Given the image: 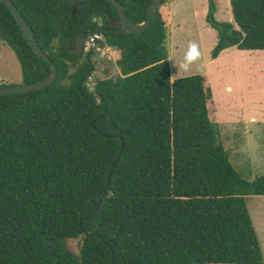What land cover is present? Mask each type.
I'll list each match as a JSON object with an SVG mask.
<instances>
[{
    "label": "trees",
    "instance_id": "1",
    "mask_svg": "<svg viewBox=\"0 0 264 264\" xmlns=\"http://www.w3.org/2000/svg\"><path fill=\"white\" fill-rule=\"evenodd\" d=\"M10 1L57 75L43 90L0 96V264H264L247 208L264 196V175L243 179L217 141L204 78L171 79L167 0L140 34L113 27L106 0ZM117 1L138 24L152 0ZM229 5L232 22H218L209 0L211 59L264 51V0ZM97 36L119 74L89 89L72 51ZM0 41L22 84L50 75L1 1Z\"/></svg>",
    "mask_w": 264,
    "mask_h": 264
},
{
    "label": "rangeland",
    "instance_id": "2",
    "mask_svg": "<svg viewBox=\"0 0 264 264\" xmlns=\"http://www.w3.org/2000/svg\"><path fill=\"white\" fill-rule=\"evenodd\" d=\"M182 5L171 17L166 41L171 79L192 75L204 78L212 95L209 119L216 128L217 141L222 143L240 176L252 182L264 175V51L228 49L219 59L212 60L210 54L218 33L206 20L209 0H184ZM214 6L216 21L232 22L229 0H214ZM96 38L95 70L85 82L89 89L95 79L115 78L119 74L114 51L101 47L100 36ZM190 42L198 45L200 55L185 71L181 65ZM91 44L90 39L84 41V52ZM21 84L20 65L13 52L0 41V86ZM68 245L74 253L79 252V240Z\"/></svg>",
    "mask_w": 264,
    "mask_h": 264
},
{
    "label": "water",
    "instance_id": "3",
    "mask_svg": "<svg viewBox=\"0 0 264 264\" xmlns=\"http://www.w3.org/2000/svg\"><path fill=\"white\" fill-rule=\"evenodd\" d=\"M3 2L6 7L11 12V15L15 19L24 39L27 41L28 45L31 47L33 52L45 63L50 66V75L38 82L30 83V84H21L17 86H3L0 87V96H7V95H17V94H24L34 91L43 90L49 86H51L55 80L57 75V68L51 59L47 56L46 53L42 51L39 47L38 43L36 42L31 30L28 28L24 18L17 10V8L13 5L12 1L10 0H0ZM108 3L112 5V7L116 10L119 20L117 22V26H119L124 32L129 34H140L144 32L150 26L151 19L157 12V10L162 6L164 0H152L146 13L145 20L142 23H133L124 13V9L122 5L117 0H106ZM76 14V10L74 9L72 12V17ZM97 39L94 37L93 44H98ZM82 44L83 40L81 38L77 39L75 44V48L72 51L73 55L79 56L82 51ZM92 71V67L85 73L84 78L88 77ZM121 152V151H120ZM120 154V153H119ZM119 156V155H118ZM113 167V166H112ZM111 167V169H112Z\"/></svg>",
    "mask_w": 264,
    "mask_h": 264
},
{
    "label": "crops",
    "instance_id": "4",
    "mask_svg": "<svg viewBox=\"0 0 264 264\" xmlns=\"http://www.w3.org/2000/svg\"><path fill=\"white\" fill-rule=\"evenodd\" d=\"M183 2L184 0H169L163 5V9L168 15V28L170 25L171 17L173 18L177 10L184 7V5H182ZM173 29H175L174 26H173ZM228 49H231V51L237 50L235 47L228 48ZM228 49L223 50L220 54H225V51ZM216 59H219V56ZM251 202L253 204L252 208H250ZM247 208H248V212H249L254 230L258 238L259 246H260L263 260H264V196L247 197Z\"/></svg>",
    "mask_w": 264,
    "mask_h": 264
},
{
    "label": "clouds",
    "instance_id": "5",
    "mask_svg": "<svg viewBox=\"0 0 264 264\" xmlns=\"http://www.w3.org/2000/svg\"><path fill=\"white\" fill-rule=\"evenodd\" d=\"M199 51H198V45L195 42H190L188 46V51L185 55V60L182 63L181 67L188 71L191 64L194 63L197 59H199Z\"/></svg>",
    "mask_w": 264,
    "mask_h": 264
},
{
    "label": "flooded vegetation",
    "instance_id": "6",
    "mask_svg": "<svg viewBox=\"0 0 264 264\" xmlns=\"http://www.w3.org/2000/svg\"><path fill=\"white\" fill-rule=\"evenodd\" d=\"M113 27H118L117 24H112ZM101 38V37H100ZM84 44V42H83ZM82 44V51H81V54L79 55V57H82V60L84 59L85 62L87 63L88 65V70L90 69V67H92V71L89 75L93 74L94 73V70H95V65L93 64V57L94 55L96 54L95 51H94V48L97 46V44H93L89 47V49L87 51L84 52V46ZM81 60V62H82ZM89 77V76H88Z\"/></svg>",
    "mask_w": 264,
    "mask_h": 264
},
{
    "label": "built area",
    "instance_id": "7",
    "mask_svg": "<svg viewBox=\"0 0 264 264\" xmlns=\"http://www.w3.org/2000/svg\"><path fill=\"white\" fill-rule=\"evenodd\" d=\"M90 41H92V44H91V45H93V42H94V38H93V39H90ZM91 45H90V46H91Z\"/></svg>",
    "mask_w": 264,
    "mask_h": 264
}]
</instances>
